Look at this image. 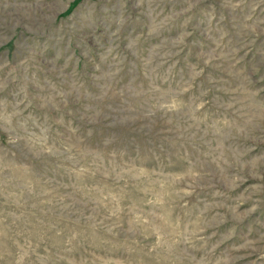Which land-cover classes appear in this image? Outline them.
<instances>
[{"label": "rangeland", "instance_id": "1", "mask_svg": "<svg viewBox=\"0 0 264 264\" xmlns=\"http://www.w3.org/2000/svg\"><path fill=\"white\" fill-rule=\"evenodd\" d=\"M0 264H264V0H0Z\"/></svg>", "mask_w": 264, "mask_h": 264}]
</instances>
